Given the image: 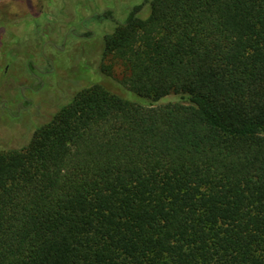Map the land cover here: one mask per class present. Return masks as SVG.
Listing matches in <instances>:
<instances>
[{
  "label": "trees",
  "instance_id": "trees-1",
  "mask_svg": "<svg viewBox=\"0 0 264 264\" xmlns=\"http://www.w3.org/2000/svg\"><path fill=\"white\" fill-rule=\"evenodd\" d=\"M93 18L141 100L94 85L0 148V264H264V0Z\"/></svg>",
  "mask_w": 264,
  "mask_h": 264
},
{
  "label": "rangeland",
  "instance_id": "rangeland-1",
  "mask_svg": "<svg viewBox=\"0 0 264 264\" xmlns=\"http://www.w3.org/2000/svg\"><path fill=\"white\" fill-rule=\"evenodd\" d=\"M142 2L0 1V148L24 145L34 125L47 122L77 92L94 85L123 97L130 95L126 100L134 103L141 100L119 85L124 76L121 63L112 54L102 53L113 23L93 17L110 12L117 22H123ZM87 30L92 32L90 38L84 36ZM28 61L36 67L33 75L25 69ZM20 94L37 108L20 107ZM13 118L18 122L12 123Z\"/></svg>",
  "mask_w": 264,
  "mask_h": 264
},
{
  "label": "flooded vegetation",
  "instance_id": "flooded-vegetation-1",
  "mask_svg": "<svg viewBox=\"0 0 264 264\" xmlns=\"http://www.w3.org/2000/svg\"><path fill=\"white\" fill-rule=\"evenodd\" d=\"M34 91V90H33ZM21 94H22V92H21ZM20 94V95H21ZM22 96V95H21ZM32 100L31 99H29V98H27V97H24V96H22V100H19L18 101V104L20 105V107H22V106H26L27 108H31V107H33V105H32ZM18 111H19V108H18Z\"/></svg>",
  "mask_w": 264,
  "mask_h": 264
}]
</instances>
